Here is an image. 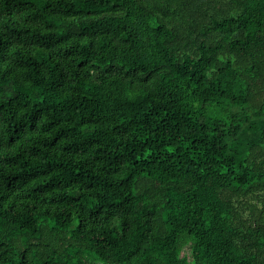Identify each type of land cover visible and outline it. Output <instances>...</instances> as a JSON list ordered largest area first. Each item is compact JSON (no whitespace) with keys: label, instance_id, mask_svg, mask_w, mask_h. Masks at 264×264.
Masks as SVG:
<instances>
[{"label":"trees","instance_id":"1","mask_svg":"<svg viewBox=\"0 0 264 264\" xmlns=\"http://www.w3.org/2000/svg\"><path fill=\"white\" fill-rule=\"evenodd\" d=\"M0 264H264V0H0Z\"/></svg>","mask_w":264,"mask_h":264}]
</instances>
